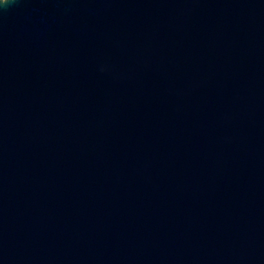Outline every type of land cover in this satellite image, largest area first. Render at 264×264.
Wrapping results in <instances>:
<instances>
[{
    "label": "water",
    "instance_id": "95a60500",
    "mask_svg": "<svg viewBox=\"0 0 264 264\" xmlns=\"http://www.w3.org/2000/svg\"><path fill=\"white\" fill-rule=\"evenodd\" d=\"M0 264H264V0L0 8Z\"/></svg>",
    "mask_w": 264,
    "mask_h": 264
},
{
    "label": "clouds",
    "instance_id": "9594fccd",
    "mask_svg": "<svg viewBox=\"0 0 264 264\" xmlns=\"http://www.w3.org/2000/svg\"><path fill=\"white\" fill-rule=\"evenodd\" d=\"M15 3H17V0H5V2L3 4H0V5L6 4V6H3V7H7L8 5L15 4ZM0 8H2V7H0Z\"/></svg>",
    "mask_w": 264,
    "mask_h": 264
},
{
    "label": "snow or ice",
    "instance_id": "6c2138e0",
    "mask_svg": "<svg viewBox=\"0 0 264 264\" xmlns=\"http://www.w3.org/2000/svg\"><path fill=\"white\" fill-rule=\"evenodd\" d=\"M3 6H6V4L5 5H0V7H3Z\"/></svg>",
    "mask_w": 264,
    "mask_h": 264
}]
</instances>
